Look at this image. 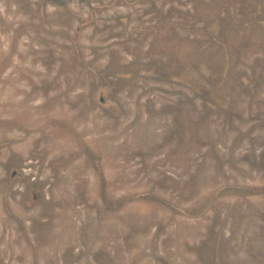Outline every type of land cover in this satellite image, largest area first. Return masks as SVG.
Masks as SVG:
<instances>
[{
	"label": "rangeland",
	"instance_id": "rangeland-1",
	"mask_svg": "<svg viewBox=\"0 0 264 264\" xmlns=\"http://www.w3.org/2000/svg\"><path fill=\"white\" fill-rule=\"evenodd\" d=\"M0 264H264V0H0Z\"/></svg>",
	"mask_w": 264,
	"mask_h": 264
},
{
	"label": "flooded vegetation",
	"instance_id": "flooded-vegetation-1",
	"mask_svg": "<svg viewBox=\"0 0 264 264\" xmlns=\"http://www.w3.org/2000/svg\"><path fill=\"white\" fill-rule=\"evenodd\" d=\"M218 13H220V14H221V12H218Z\"/></svg>",
	"mask_w": 264,
	"mask_h": 264
}]
</instances>
